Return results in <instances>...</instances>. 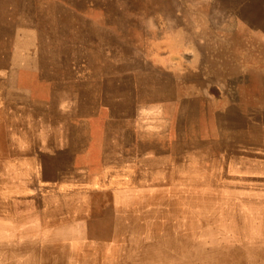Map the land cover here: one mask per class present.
<instances>
[{
	"label": "rangeland",
	"instance_id": "obj_1",
	"mask_svg": "<svg viewBox=\"0 0 264 264\" xmlns=\"http://www.w3.org/2000/svg\"><path fill=\"white\" fill-rule=\"evenodd\" d=\"M263 217L264 0H0V264H262Z\"/></svg>",
	"mask_w": 264,
	"mask_h": 264
},
{
	"label": "bare ground",
	"instance_id": "obj_2",
	"mask_svg": "<svg viewBox=\"0 0 264 264\" xmlns=\"http://www.w3.org/2000/svg\"><path fill=\"white\" fill-rule=\"evenodd\" d=\"M27 31H28V29H27ZM20 32V31H19ZM34 32V31H33ZM31 33V32H30ZM28 34V33H27ZM31 38V37H30ZM9 113V112H8ZM150 118V117H149ZM143 119V118H142ZM155 119V118H154ZM140 120V119H139ZM156 120V119H155ZM146 121V120H145ZM20 122V121H19ZM144 122V121H143ZM142 122V123H143ZM155 122V121H154ZM148 123V122H147ZM23 127V126H22ZM163 132V131H162ZM255 137V136H254ZM35 144V143H34ZM259 145V144H258ZM198 147V146H197ZM32 148V147H31ZM195 148V147H194ZM224 148V147H223ZM37 149V148H36ZM188 149V148H187ZM33 150V149H32ZM185 151V150H184ZM35 152V151H34ZM17 153V152H16ZM20 154V153H19ZM155 154V153H154ZM229 154V153H228ZM257 154V153H256ZM18 155V154H17ZM155 156V155H154ZM157 156V155H156ZM155 156V157H156ZM257 156V155H256ZM149 157H151V156H149ZM140 158V157H139ZM116 159V158H115ZM164 159H165V157H164ZM114 160V159H113ZM133 160V159H132ZM137 160V159H136ZM142 160V159H141ZM116 161H118V160H116ZM140 161V160H139ZM153 161V160H152ZM160 161V160H159ZM113 162V161H112ZM155 162H158L157 160H155ZM161 162V161H160ZM163 162V161H162ZM111 163V162H110ZM116 164V163H115ZM114 164V165H115ZM139 164V163H138ZM112 165V164H111ZM110 165V166H111ZM117 165V164H116ZM126 165V164H125ZM158 165V164H157ZM163 165V164H162ZM139 166V165H138ZM137 166V167H138ZM143 166V165H142ZM23 168H24V166H22ZM113 167V166H112ZM117 167H119V166H117ZM153 167V166H152ZM158 167V166H157ZM20 168V167H19ZM18 168V169H19ZM22 168V169H23ZM145 169V168H144ZM163 169V168H162ZM166 169V168H165ZM111 170V169H110ZM123 170V169H122ZM20 172V171H19ZM108 172V171H107ZM117 172V171H116ZM115 172V173H116ZM127 173V172H126ZM109 174H111V173H109ZM123 174V173H122ZM128 174H130V173H128ZM140 174V173H139ZM166 174V173H165ZM87 176V175H86ZM129 176V175H128ZM110 178H111V176H110ZM139 178V177H138ZM254 178V177H253ZM66 179V178H65ZM105 179V178H104ZM121 179V178H120ZM119 179V180H120ZM132 179V178H131ZM68 180V179H67ZM114 180H116L115 178H114ZM133 181V180H132ZM106 182V181H105ZM122 182V181H121ZM108 183V182H107ZM144 183V182H143ZM139 185V184H138ZM48 186V185H47ZM197 186V185H196ZM173 187V186H172ZM171 187V188H172ZM185 187V186H184ZM175 188V187H174ZM189 188V186L187 187V189ZM191 188V187H190ZM208 188V187H207ZM214 188V187H213ZM52 190V189H51ZM56 190V189H55ZM189 190V189H188ZM204 190V189H203ZM44 191V190H43ZM206 191V190H205ZM219 191V190H218ZM58 192V191H57ZM89 192V191H88ZM204 192V191H203ZM199 193V192H198ZM202 193V192H201ZM207 193H209V192H207ZM214 193V192H213ZM216 193H218V192H216ZM222 193V192H221ZM183 195H185L184 193H183ZM253 196H254V194H252ZM99 196V195H98ZM175 196V195H174ZM194 196V195H193ZM201 196V195H200ZM240 196V195H239ZM251 196V195H250ZM256 196V195H255ZM28 197V196H27ZM195 197V196H194ZM198 197V196H197ZM260 197V196H259ZM59 198H62V197H59ZM173 198V197H172ZM177 198V197H176ZM241 198V197H240ZM179 199H180V197H179ZM182 199H183V197H182ZM177 200V199H176ZM184 200V199H183ZM202 200V199H201ZM135 201V200H134ZM185 201V200H184ZM138 202V201H137ZM146 202V201H145ZM205 202V201H204ZM208 202V201H207ZM254 202V201H253ZM138 203H140V201L138 202ZM138 203H136V204H138ZM198 203V202H197ZM60 204V203H59ZM62 204V203H61ZM70 204V203H69ZM75 204V203H74ZM65 205V204H64ZM78 205V204H77ZM196 205V204H195ZM123 206V205H122ZM214 206V205H213ZM220 206V205H219ZM262 206V205H261ZM66 207V206H65ZM64 207V208H65ZM87 207V208H86ZM132 207V206H131ZM147 207V206H146ZM63 208V207H62ZM90 208H92V206L91 205H89V204H87V205H85L84 203H81L80 205H78V209L77 210H75V211H67V213H65V212H60V213H58V214H55V215H50V216H48V218H47V221H46V226L45 227H48L49 229H51L52 227L54 228V227H59V225H60V222L62 221V220H65L64 218H66V217H68V216H72V217H81V216H83L84 215V213H85V211H87V210H89ZM198 208V207H197ZM196 208V209H197ZM209 208V207H208ZM217 208V207H216ZM157 208H155V210H156ZM206 209H207V207H206ZM125 210H126V207H125ZM132 210V209H131ZM199 210V209H198ZM2 211V210H1ZM112 206L111 205H109V206H106V207H104V215H103V218L104 219H106V221H108V219H110L111 221H116L115 220V218H113L112 216L114 215L112 212ZM138 211V210H137ZM123 212H125V211H123ZM122 212V213H123ZM208 212V211H207ZM262 212V211H261ZM3 214V213H2ZM49 214H51V213H49ZM181 215V214H180ZM210 215V214H209ZM263 215V214H262ZM137 216V215H136ZM208 216V215H207ZM5 217V216H4ZM100 217V216H99ZM179 217V216H178ZM201 217V216H200ZM211 217V216H210ZM209 217V218H210ZM214 217V216H213ZM213 217H211V218H213ZM102 218V217H101ZM264 218V217H263ZM16 219V218H15ZM99 219V218H98ZM120 219V218H119ZM175 219V218H174ZM180 219V218H179ZM201 219V218H200ZM102 220V219H101ZM128 220V219H127ZM146 220V219H145ZM206 220V219H205ZM67 222H68V220H66ZM149 221V220H148ZM180 221V220H179ZM200 221V220H199ZM202 221V220H201ZM211 221V220H210ZM207 222V221H206ZM180 223V222H179ZM189 223V222H188ZM194 223V222H193ZM213 223V222H212ZM64 224V223H63ZM114 224V223H113ZM152 224V223H151ZM181 225H182V221H181ZM180 225V226H181ZM196 224H194V226H195ZM199 225V224H198ZM205 225V224H204ZM204 225H202V226H204ZM150 226V225H149ZM183 226H185V225H183ZM186 226H187V224H186ZM190 226V225H189ZM215 226V225H214ZM192 227H193V224H192ZM192 227H191V229H192ZM137 228V227H136ZM151 228V227H150ZM187 227H185V229H186ZM197 228H198V226H197ZM115 229H117V226H116V228ZM182 229H184V228H182ZM190 229V228H189ZM52 230V229H51ZM104 230V229H103ZM109 230V229H108ZM180 230V229H179ZM193 230V229H192ZM194 230H196V229H194ZM193 230V231H194ZM199 230V229H198ZM184 231V230H183ZM201 231V230H200ZM191 232V231H190ZM105 233V232H104ZM109 233V232H108ZM107 233V234H108ZM176 233V232H175ZM195 233H196V231H195ZM199 233H201V232H199ZM150 234V233H149ZM192 234H194V233H192ZM116 235V234H115ZM198 235V234H197ZM257 235H260V234H257ZM256 235V236H257ZM96 236V235H95ZM117 236V235H116ZM149 236V235H148ZM91 237H93V236H91ZM98 237V236H97ZM110 237V236H109ZM192 237V236H191ZM196 237H198L199 238V235L198 236H196ZM207 237H209V236H207ZM207 237H206V239H207ZM96 238V237H95ZM120 238V237H119ZM122 238V237H121ZM193 238V237H192ZM195 239V238H194ZM197 239V238H196ZM200 239H202V238H200ZM205 240V239H204ZM98 241V240H97ZM225 241V240H224ZM111 242V241H110ZM126 242V241H125ZM203 243H204V241H202ZM219 242H220V240H219ZM58 243V242H57ZM121 243H122V241H121ZM202 243V244H203ZM67 244V243H66ZM95 245H97L98 244V242H96V243H94ZM93 244V245H94ZM124 244V243H123ZM123 244H122V246H123ZM206 244V243H205ZM208 244H210V243H208ZM213 244V243H212ZM255 244V243H254ZM53 245V244H52ZM94 245V246H95ZM102 245V244H101ZM57 246V245H56ZM149 246H150V244L149 243H145L143 246H141V247H143V250H147V249H149ZM205 246V245H204ZM260 246V245H259ZM264 246V245H263ZM78 247V246H77ZM54 248H56L55 247V245L53 246V248L51 247V248H49L48 250H49V254L47 255V256H45L44 258H45V260H43V258H42V261L40 262V260H39V262H40V264H42V263H47V264H55L56 263V261H55V258H56V256L58 257L59 256V253L57 252V250L56 249H54ZM79 248V247H78ZM252 248V247H251ZM81 250V249H80ZM102 250V249H101ZM100 250V251H101ZM133 250V249H132ZM134 251V250H133ZM82 252V251H81ZM119 252H120V250H119ZM70 253V252H69ZM240 253V252H239ZM257 253V252H256ZM45 253H43V255H44ZM119 254V253H118ZM254 254V253H253ZM262 255L264 256V250H263V253H262ZM119 256V255H118ZM121 256V255H120ZM70 257V256H69ZM251 257V256H250ZM108 259V258H107ZM106 259V260H107ZM110 259V258H109ZM70 260V259H69ZM112 260H113V258H112ZM117 260H118V258H117ZM261 260V259H260ZM70 261H72V260H70ZM70 261H68L69 263H70ZM79 261V260H78ZM77 261V262H78ZM99 262V261H98ZM111 262V261H110ZM114 262V261H113ZM136 262V261H135ZM138 262V261H137ZM262 262V261H261ZM103 263V262H102ZM112 263V262H111ZM114 264V263H113ZM117 264V263H116ZM139 264V263H138ZM262 264H264V262L262 263Z\"/></svg>",
	"mask_w": 264,
	"mask_h": 264
},
{
	"label": "crops",
	"instance_id": "obj_3",
	"mask_svg": "<svg viewBox=\"0 0 264 264\" xmlns=\"http://www.w3.org/2000/svg\"><path fill=\"white\" fill-rule=\"evenodd\" d=\"M44 223V227L46 226V223H45V221L43 222Z\"/></svg>",
	"mask_w": 264,
	"mask_h": 264
}]
</instances>
